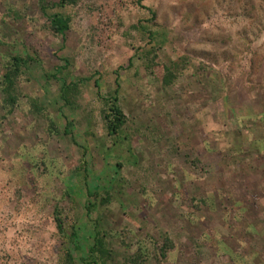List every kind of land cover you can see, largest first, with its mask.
Listing matches in <instances>:
<instances>
[{"label":"rangeland","instance_id":"rangeland-1","mask_svg":"<svg viewBox=\"0 0 264 264\" xmlns=\"http://www.w3.org/2000/svg\"><path fill=\"white\" fill-rule=\"evenodd\" d=\"M58 2L47 0L72 19L64 38L38 0H0V79L11 57L32 58L22 89L58 130L0 110V264H65L66 247L83 264L57 209L85 249L108 234L109 264L139 247L144 264H264V0ZM164 65L178 76L169 87ZM64 80H86L72 110ZM116 92L127 124L110 137L102 113ZM34 158L46 163L37 174Z\"/></svg>","mask_w":264,"mask_h":264},{"label":"trees","instance_id":"trees-1","mask_svg":"<svg viewBox=\"0 0 264 264\" xmlns=\"http://www.w3.org/2000/svg\"><path fill=\"white\" fill-rule=\"evenodd\" d=\"M79 3V0H59L56 7L65 8L67 6L75 7ZM38 5L41 8L43 15L49 22V30L53 35L66 37V33L71 28L72 19L68 16L62 15L60 13H53L48 7L47 0H38ZM152 15L155 17L154 12ZM147 33L152 36L149 30ZM158 56L154 53L153 58L146 57L145 68L151 74L155 75V69L161 67L159 63L156 62ZM33 62L32 58L29 56H13L4 66V71L2 74V79H0V110L2 111L1 120H7L17 111H24L26 108L31 115L44 117L49 126L50 134L54 132L57 133L56 122L52 115L46 110V108L41 104L39 98L36 96L26 95L22 89L23 85L29 80L26 77V70H28L29 63ZM69 64V63H67ZM62 71L65 70L63 67ZM164 75L161 78V83L163 87H169L174 84L178 76L172 70L171 67L166 65L163 66ZM81 82H67L63 81L60 89V99L64 104L71 110L76 107V103L82 93ZM98 81H95V87L99 88ZM118 92L114 93L113 96L104 99L105 109L103 110V119L107 127V131L110 137L117 136L127 124V117L124 114L123 109L119 104V98L117 96ZM71 125V124H69ZM59 133V132H58ZM65 134H70L69 128L65 130ZM24 156V155H23ZM24 160H22V165ZM32 167V172L37 174L42 166H46L45 162H40V159H32L29 162ZM49 174V173H48ZM111 196H108L103 201L106 203L110 201ZM102 201V200H101ZM102 201V202H103ZM101 202V204H102ZM103 202V203H104ZM194 204H206V201L200 202L195 199L191 201ZM91 205L87 207V211L90 213ZM198 207V205H197ZM54 221L57 225V230L59 235L67 242L70 246L74 247L75 251H86L87 258L83 259V264H109L114 260V255L112 250L109 248L108 234L103 231H95L93 239V244L88 248H83L80 243V238L78 235V229L76 225L72 226L70 233H66L65 217L62 211L55 210ZM158 246V244H157ZM174 249V243L170 239L164 241V246L162 248H157L159 258L165 259L167 253ZM151 257V252L149 248L139 247L133 255L127 257L123 260L121 264H144L147 259ZM235 261V259L233 258ZM76 259L74 254L69 247L65 249V264H75Z\"/></svg>","mask_w":264,"mask_h":264}]
</instances>
